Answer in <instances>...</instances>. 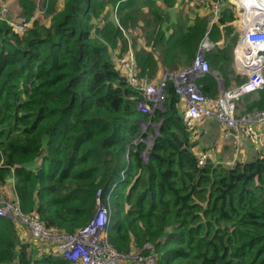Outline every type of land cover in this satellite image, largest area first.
Listing matches in <instances>:
<instances>
[{"label": "trees", "instance_id": "trees-1", "mask_svg": "<svg viewBox=\"0 0 264 264\" xmlns=\"http://www.w3.org/2000/svg\"><path fill=\"white\" fill-rule=\"evenodd\" d=\"M18 1L30 16L34 2ZM210 3L49 0L47 24L16 32L0 20V199L71 234L94 213L96 190L105 194L118 181L107 229L116 250L153 254L156 264H264V151L230 165L199 162L171 82L162 106L142 113L136 103L144 94L114 60L129 47L123 27L137 25L135 78L156 81L161 68L176 69L193 53L192 61L207 34L209 71L197 79L205 95H218L211 71L226 88L239 33L230 24L234 5L220 0L209 22ZM239 101L245 112L263 109L264 88ZM16 220L0 215V264H72L41 239L21 243Z\"/></svg>", "mask_w": 264, "mask_h": 264}, {"label": "built area", "instance_id": "built-area-1", "mask_svg": "<svg viewBox=\"0 0 264 264\" xmlns=\"http://www.w3.org/2000/svg\"><path fill=\"white\" fill-rule=\"evenodd\" d=\"M219 2L220 0H211L212 19L209 22L213 21L219 11ZM229 2L236 9L239 33L233 48L234 63L237 72L245 76V79L228 88L221 87L218 95H205L196 81V78L209 71L205 54L214 47V43L207 34L199 43L189 65L177 70L166 69L156 81L136 80L134 51L130 46L125 54L115 56L114 60L126 80L144 94V98L136 103L140 112L150 113L162 105L166 97V84L170 81L173 92L183 104V119L188 126L192 127L203 119L212 118L217 121L226 138L237 142L246 139L264 147V108L245 113L237 112V102L242 96L264 88V0ZM5 12L6 8L0 7V20L6 21L16 32H22L29 26L28 17L17 22L7 21L4 19ZM198 158L203 163L210 157L203 153ZM117 183L118 181L111 184L110 190L105 194L101 187L96 190L94 213L84 226L71 234L47 228L31 213L23 214L10 200L0 199V215H10L17 219L16 223L22 227L21 243L26 242L28 237L41 239L72 264H120L134 259L141 264H156L153 254L139 256L132 252H120L108 242L110 200ZM146 248L151 249V246Z\"/></svg>", "mask_w": 264, "mask_h": 264}, {"label": "crops", "instance_id": "crops-1", "mask_svg": "<svg viewBox=\"0 0 264 264\" xmlns=\"http://www.w3.org/2000/svg\"><path fill=\"white\" fill-rule=\"evenodd\" d=\"M230 24L233 27L234 31H238L236 19L233 20ZM136 41H137V45H138L140 42V38L138 37V39ZM197 49H198V46L196 47L194 55H195ZM192 55H193V53H192ZM192 55L190 56V58L187 59V61L182 62L176 69H171V70H177V69H180V68H183V67L189 65V63L191 62ZM181 57H182V54H181ZM166 69H170V68H161L158 71V74L161 75L162 72ZM230 69L232 70L233 74H235V75L238 74L239 78H241V81H243L245 79V76L240 75L236 70L235 63H234V54H233L232 64L230 65ZM232 72L230 71L227 74V82H229V84L226 87L233 86L236 83L235 77L232 74ZM213 73H214V71H213ZM220 78H221V76H220ZM232 79L234 80L233 83H232ZM216 81H217L218 86H219V81L217 78H216ZM179 106H180V109L182 110L183 104L179 102ZM237 108H238L237 111L239 113L245 112L244 106L242 105V103H240V101L237 102ZM213 126H215L216 140H214L212 142L211 140L207 139V137L205 136V132L207 129H211ZM191 132H192L191 136L195 138L196 144L198 143V148L196 150V153L200 154L199 152L203 151L202 150L203 148H201V147H203L204 145H206L208 143L212 144V145H207L204 147H207L206 149H208L211 152L212 156H211L210 160H212L214 162H215V160H217V162L222 161L220 163L232 164L233 162H235L237 160L244 161V160L252 159V158L256 157L259 154V152L264 151V147L258 143L243 139L238 144V143H234L233 140L226 138L223 135L222 129L219 126V124L217 123V121L215 119H212V118H209L206 120H201L197 124H194L191 128ZM225 139H228V141H226ZM230 143L232 146L230 145ZM236 158H239V159H236Z\"/></svg>", "mask_w": 264, "mask_h": 264}, {"label": "rangeland", "instance_id": "rangeland-1", "mask_svg": "<svg viewBox=\"0 0 264 264\" xmlns=\"http://www.w3.org/2000/svg\"><path fill=\"white\" fill-rule=\"evenodd\" d=\"M32 2H34V9L32 10V13L30 16H25L22 14V9L20 7V4H19V1L18 0H0V7H5L6 8V12L4 14V19H6L7 21H12V22H17L18 20H20L21 18L23 17H28V19L30 20V25H32V23L34 21H37L38 23H44V24H47L49 22V17L47 16L46 14V11H45V8H46V4H48V1L49 0H31ZM64 0H53V2L56 4V5H61L62 2ZM108 9H110V14L112 13V8L108 7ZM207 9V8H205ZM172 14H174V17L177 16V17H180L179 14V11L176 10V11H173V9H170ZM201 9H199L200 11ZM178 11V12H177ZM191 16L193 17V14H191ZM210 17V16H209ZM139 23L138 26H140V24L142 23L143 25V21L142 20H139L137 22V24ZM122 32H123V35H124V38L126 40V43H127V46L129 45L132 49L137 46V39L138 37L140 38V42L138 45L142 44V40H141V36L137 35L136 32H139V33H142V31L140 29L137 28V25L134 26V27H128V28H124L122 29ZM238 32V31H237ZM134 33H135V36H134ZM134 39V41H133ZM203 39V38H202ZM201 39V40H202ZM144 40V39H143ZM135 42V43H134ZM134 46V47H133ZM134 50V49H133ZM214 71V70H213ZM211 71V72H213ZM230 71L232 72V70L230 69ZM214 74L216 75L215 77L218 78V81L220 83V81H222V79L216 74V72H214ZM233 74V72H232ZM234 75V74H233ZM150 81V80H149ZM196 81L198 83V79L196 78ZM148 82V81H146ZM234 82V80L232 79V83ZM236 82V81H235ZM219 90L221 88V84H219ZM228 88V87H226ZM162 106V105H161ZM156 109V108H155ZM238 109V108H237ZM238 112V111H237ZM151 113V112H150ZM239 113V112H238ZM203 120H206V119H203ZM200 122V121H199ZM197 124V123H196ZM149 125V122L143 120L141 122V127H142V131H145L147 129ZM154 130H155V133H156V130H157V124H152ZM155 135V134H154ZM154 135L151 136V134L145 139V143H146V149L145 150H148V147L151 146L150 144V140ZM202 135V134H201ZM205 136L207 137L208 140H211L212 142L214 140H216V133H215V126H213L211 129H207L206 132H205ZM193 140H195L194 137H192ZM226 141H228V139H225ZM241 141H234V143H240ZM233 143V144H234ZM207 145H212L211 143H208L204 146H207ZM231 145V143H230ZM236 145V144H235ZM201 147L203 148L202 150L203 151H200L199 153L200 154H203V153H207V155L211 158L212 154L211 152L206 149L207 147ZM232 146V145H231ZM198 148V143H197V146H196V150ZM144 150V151H145ZM144 151H143V157H144V160L146 162V155L144 154ZM226 159V158H225ZM236 159H239V158H236ZM214 162V161H213ZM215 162H217V160H215ZM222 162V161H220ZM224 164V163H223ZM226 165H230V164H226ZM20 232V230H19ZM28 234L30 235V232L28 231ZM145 247H149V245H145Z\"/></svg>", "mask_w": 264, "mask_h": 264}, {"label": "water", "instance_id": "water-1", "mask_svg": "<svg viewBox=\"0 0 264 264\" xmlns=\"http://www.w3.org/2000/svg\"><path fill=\"white\" fill-rule=\"evenodd\" d=\"M211 17H208V20L209 21H211ZM206 31H208V29L206 30ZM214 72H216V74L219 76V74H218V72L215 70ZM216 76V75H215ZM220 77V76H219ZM217 78V77H216ZM218 79V78H217ZM219 84H221V87H223L224 88V86H223V81H220V83ZM158 124H160V123H158ZM157 124V125H158ZM156 134H157V130H156V133H155V135L151 138V139H149L150 140V144H152L153 142H154V139H155V136H156ZM149 148V147H148ZM144 154L146 155V163L148 164V159H149V150H145L144 151Z\"/></svg>", "mask_w": 264, "mask_h": 264}, {"label": "clouds", "instance_id": "clouds-1", "mask_svg": "<svg viewBox=\"0 0 264 264\" xmlns=\"http://www.w3.org/2000/svg\"><path fill=\"white\" fill-rule=\"evenodd\" d=\"M114 182H116V181H114ZM114 182H113V183H114ZM113 183H112V184H113ZM116 185H117V184H116ZM111 186H112V185H111ZM114 188H115V186H114ZM114 188H113V190H112V194H113ZM109 190H110V188H109ZM107 192H108V191H107ZM107 192H106V193H107ZM9 216H10V215H9Z\"/></svg>", "mask_w": 264, "mask_h": 264}]
</instances>
